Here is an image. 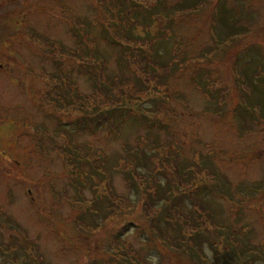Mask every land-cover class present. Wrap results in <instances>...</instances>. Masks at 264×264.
I'll use <instances>...</instances> for the list:
<instances>
[{"label":"rangeland","instance_id":"obj_1","mask_svg":"<svg viewBox=\"0 0 264 264\" xmlns=\"http://www.w3.org/2000/svg\"><path fill=\"white\" fill-rule=\"evenodd\" d=\"M0 13V264H264V0Z\"/></svg>","mask_w":264,"mask_h":264},{"label":"trees","instance_id":"obj_2","mask_svg":"<svg viewBox=\"0 0 264 264\" xmlns=\"http://www.w3.org/2000/svg\"><path fill=\"white\" fill-rule=\"evenodd\" d=\"M1 14V13H0Z\"/></svg>","mask_w":264,"mask_h":264}]
</instances>
